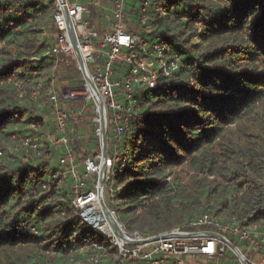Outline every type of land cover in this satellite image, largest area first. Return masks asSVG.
<instances>
[{"label": "trees", "instance_id": "1", "mask_svg": "<svg viewBox=\"0 0 264 264\" xmlns=\"http://www.w3.org/2000/svg\"><path fill=\"white\" fill-rule=\"evenodd\" d=\"M84 1L90 27L110 28L112 0H102L106 8ZM141 1L127 0L133 20L125 30L165 38L167 54L180 62L155 88L134 83L136 108L124 134L108 129L107 205L128 233L143 236L197 230L190 222L206 213L264 219V141L243 146L228 129L264 100V0H170L167 15L148 10L150 28L139 22ZM55 11L53 0H0V264H118L115 240L80 215L73 163L61 161L65 146L50 140L59 134L52 83H85L75 56L49 53L59 34ZM129 69L117 61L113 78ZM59 107L68 111L66 134L84 176L85 159L101 150L95 103L60 97ZM180 170L194 173L186 179ZM93 179L86 191H96L98 174ZM228 238L264 264V253ZM214 257L242 264L230 247ZM139 262L149 264L124 258Z\"/></svg>", "mask_w": 264, "mask_h": 264}, {"label": "built area", "instance_id": "2", "mask_svg": "<svg viewBox=\"0 0 264 264\" xmlns=\"http://www.w3.org/2000/svg\"><path fill=\"white\" fill-rule=\"evenodd\" d=\"M53 1L56 8L54 18L59 28V34L57 44L49 49V53H65L68 55L73 52V55H76L68 28V14L78 37L87 71L96 86V89H94L86 81L85 85L81 87H73L70 92L64 91L62 97L84 99L87 102L93 100L96 111L94 121L96 123H101L100 99L102 98L105 103L107 119L117 125L116 131L119 135L124 134L125 128L128 126L129 115L136 108L137 99L134 95L133 84L138 83L141 87L147 89L157 87L162 76L173 77L174 70L179 66L180 56L178 54L168 55L166 52V39L158 34L153 35L152 41H148V37L140 32L125 30L126 24L133 20V14L127 12V0L110 1L109 6L113 10V20L110 22V28L103 33L91 28L90 22L85 19L87 4L84 0ZM94 4L105 8L108 7L104 2L94 1ZM138 8L142 13L139 22L150 28L148 25L152 27L153 24H149L148 10L152 8L162 15H167L170 9V0H142ZM65 9H67V14ZM15 12L21 14L18 9ZM152 32V30L149 31L151 34ZM95 38H98L97 44L94 42ZM124 48L128 52L124 51ZM119 60L128 63L130 69L124 74L122 79H114V65ZM49 90L51 91V99L57 107V132L59 133L57 141L63 144L66 150L61 161L63 163H73L74 154L69 146V137L66 134L68 111L59 107L60 96L58 93L51 87ZM120 95L124 97V101L119 99ZM98 133L101 136V128L98 129ZM25 142L30 143V139L27 138ZM33 145L35 146V144ZM97 158L88 157L85 159L84 176L72 171L74 177L73 190L76 194L75 203L81 208L80 215L88 224L101 234L105 232L104 236L115 240L120 255L118 264H124V258L126 257H132L137 260L145 259L149 264H188L187 257L195 254L209 257L218 254L222 255L229 245L223 239L206 235L204 232L208 230L217 231L227 239H229L227 234H232L248 242L254 250L264 253V219L245 223L236 216H228L227 219L222 220L220 215L214 213H206L192 220L190 225L196 227L197 230L190 231L175 228L170 231L178 233L194 232L193 236L164 238L155 242L136 245L124 244L115 235L101 211L95 212L92 206L84 208L87 204H95L97 201L95 200V197L98 196L97 190H85L87 186L86 180L94 174L100 173L101 163L97 161ZM97 186L98 181L96 189ZM97 204L100 205V202L98 201ZM88 209H92V212L96 215H102L103 219L95 222V219L87 214ZM103 220H106V222H102ZM204 226L211 229L203 228ZM142 237L150 236L142 235ZM94 246L98 249L101 248V245L96 242ZM105 254V252H100L96 257L92 258L97 261ZM249 263L259 264L251 259H249Z\"/></svg>", "mask_w": 264, "mask_h": 264}, {"label": "water", "instance_id": "3", "mask_svg": "<svg viewBox=\"0 0 264 264\" xmlns=\"http://www.w3.org/2000/svg\"><path fill=\"white\" fill-rule=\"evenodd\" d=\"M62 1L65 2V0H62ZM65 12L67 14V9H65ZM67 22H68L69 33H70L72 42L74 44L76 58L78 60L80 68H81V70L85 76L86 81L88 83H90V85H92L94 87V89H96V86H95L94 82L91 80L89 73L87 71V66H86V63L84 61V58H83V55L81 52L80 43H79L78 37L76 35L75 29L73 26V22H72L71 18L68 16V14H67ZM67 90L68 89H66L65 91H67ZM80 97L83 98L82 96H80ZM100 107H101V125H100V128H101V144H102V151L101 152L102 153H101V170H100V173L98 176L97 194H98V198H99V202H100V206H101L102 215L109 222V224H110L112 230L114 231L115 235L120 240H122V242L124 244H128V245H136V244L147 243V242H155V241H158V240L164 239V238L193 236L195 234L194 232H190V233L165 232V233L153 235L150 237H142V235L138 232L128 233L126 231V229L124 228L123 224L118 219L116 213L109 208V206L106 203L105 194H104L105 183H106L108 174L110 172L109 164H108V119H107V112H106V108H105V103H104L102 98L100 99ZM204 233L206 235L214 236V237H217V238H220V239H223L224 241H226V243L229 245V247L238 255V257L240 258L242 263L250 264L247 256L230 239H227L224 235H222L221 233H219L217 231H209L208 230V231H205Z\"/></svg>", "mask_w": 264, "mask_h": 264}, {"label": "rangeland", "instance_id": "4", "mask_svg": "<svg viewBox=\"0 0 264 264\" xmlns=\"http://www.w3.org/2000/svg\"><path fill=\"white\" fill-rule=\"evenodd\" d=\"M97 1L98 2H101V3L103 2L102 0H96V2ZM46 2H48V0H46ZM97 6H99V5H97ZM87 11H89V8L88 7H87ZM94 42H95V44H97L98 38H95ZM124 51H127L128 52V50L126 48H124ZM68 55L74 56L73 55V52H71V54H68ZM75 57H76V55H75ZM78 66H79V64H78ZM82 74H83V72H82ZM83 77L85 79L84 74H83ZM159 82H158V84H159ZM85 83H86V79H85ZM85 83H84V85H85ZM51 86H52L51 88L53 90H55L60 97L63 96V93H64V91L66 89H68L67 92H70L72 90L71 87H67V86L66 87H63V85L62 84H58L57 81H56V83H52ZM21 89L23 90L22 87H21ZM24 91H22V92H24ZM85 102H87V101L85 100ZM96 124L99 125V127L97 128V131H98V129H100L101 123H96ZM110 127L111 128L114 127L115 129H117V125L115 123H113L111 120H108V129ZM228 129H229V133L234 138V141H236L237 143H240L243 146L244 145H252L255 142L256 143H260L261 141H264V100H262L259 103V105L255 108V111L251 115H249L248 117H245L243 119H240L239 121H237L236 123H234L230 127H228ZM57 139H58V136L56 134H51L50 135V140L53 143L60 144L57 141ZM101 151H102V144H101V150L96 151L95 154H94L95 155L94 157H98L97 159L100 160L99 163H101V153H102ZM83 162H84L83 159L82 160H79L78 163H76V161L73 162V167H72L73 170L72 171H75V172L78 173L77 167H82L83 166ZM108 164H109V170H110L111 169V165H112V160L109 158V155H108ZM180 172L182 173V175L186 179L188 178L189 175H191V174L194 173V172H190L188 170H183V171L180 170ZM98 176H99V174H98ZM211 177H213V176H211ZM88 179L91 182H92V180H94L93 179V176L91 178H88ZM89 206H92L93 207V210L95 212H97V213L101 211L100 210L101 207H100L99 204L90 203V204H87L84 208L89 207ZM220 218L222 220L227 219V217H224V216H221V215H220ZM102 222H106V220H103ZM227 235L228 236H234L232 234H227ZM223 254L222 255H219L218 254V256L221 257V256H223ZM187 263L188 264H217V261H215V257L213 258V257H209V256L202 255V254H195L193 256L187 257Z\"/></svg>", "mask_w": 264, "mask_h": 264}, {"label": "bare ground", "instance_id": "5", "mask_svg": "<svg viewBox=\"0 0 264 264\" xmlns=\"http://www.w3.org/2000/svg\"><path fill=\"white\" fill-rule=\"evenodd\" d=\"M95 200H97L96 201V204H97L98 201H99L98 196L95 197ZM87 214L90 215L92 218H94L95 219V222L103 219V216L102 215H96V214H94V212H92V209H88Z\"/></svg>", "mask_w": 264, "mask_h": 264}]
</instances>
